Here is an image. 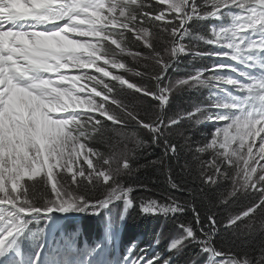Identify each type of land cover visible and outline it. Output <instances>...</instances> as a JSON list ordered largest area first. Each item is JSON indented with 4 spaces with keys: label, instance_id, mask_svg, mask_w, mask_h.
Returning <instances> with one entry per match:
<instances>
[{
    "label": "snow or ice",
    "instance_id": "1",
    "mask_svg": "<svg viewBox=\"0 0 264 264\" xmlns=\"http://www.w3.org/2000/svg\"><path fill=\"white\" fill-rule=\"evenodd\" d=\"M156 3L165 5L166 9H154L146 0H0V206H4L0 207V257L12 249L26 230V216L103 209L116 201L133 206L130 197L133 188L125 186L120 177L135 171L131 164L135 150L113 148L102 153L90 144L93 139L103 140L109 128L97 119V114L115 126L112 131L117 136H126L123 130L134 121L152 134L154 142L162 139L165 155L174 156L180 149L171 142L166 130L168 134L177 132L181 120H211L216 128L210 140L203 146H189L194 154L209 149L214 153L210 160L200 163L201 190L204 191V186L219 189L222 180H230L232 190L227 195L220 193L221 203H228V198L237 197L240 191L247 193L251 189L258 193V199H253L241 213L228 217L229 225L253 216L257 210L264 211V77L257 79L243 72L239 73L241 80L217 76L215 73L222 70L237 69L233 64H214L208 69L212 76L203 78V72L198 71L176 84L217 89L228 85L239 95L226 93L230 95L229 103L195 107L168 117L166 122L162 116L149 122L112 95L115 89L103 79L86 71L76 75L63 71L70 67L92 68L103 77H111L159 101L163 109L175 85L162 84L172 61L164 60L155 47L154 27L171 38V47L166 51L172 58L181 54L208 55L264 73V63L252 58L253 53L264 52V0L199 3L198 0H156ZM226 12L231 14L226 17ZM196 20L227 23L220 28L210 27L205 37L187 27ZM125 32L132 33L145 48L151 49L161 66L160 72L153 76L155 90L128 83L122 76L105 70L103 65L125 67L109 57L105 47L107 41L120 53L126 52ZM186 38L229 51H197L183 43ZM85 89L87 93L81 97L79 94L85 93ZM95 97H100V102ZM108 103L115 105V109L106 107ZM133 137L136 148L144 147L143 140L135 134ZM123 147L126 149L127 145ZM45 168L43 182L51 185V195L43 204H37L32 195L35 186H26L23 181L33 180ZM172 187L177 185L173 182ZM98 190L103 191V198H96ZM140 208L145 214L184 211L175 200L166 205H158L156 200L144 201ZM193 216L199 226L201 214L195 208ZM218 226L211 212L207 224L200 227L201 235H197L192 225L178 223L182 236L170 250L188 241L198 244L211 257L212 264H253L247 255L238 259L214 246L212 237ZM259 264H264V259Z\"/></svg>",
    "mask_w": 264,
    "mask_h": 264
},
{
    "label": "trees",
    "instance_id": "2",
    "mask_svg": "<svg viewBox=\"0 0 264 264\" xmlns=\"http://www.w3.org/2000/svg\"><path fill=\"white\" fill-rule=\"evenodd\" d=\"M199 2H202V0H198V3ZM146 3L153 5L154 9L165 8L163 5L160 7V4L152 0H146ZM210 24L211 22L208 20H196L190 22L188 28H190L193 33H198L207 37ZM152 31L156 34L153 43L161 52L163 59L167 61L170 56L167 54L166 49H170L171 38L168 37L166 33H160L159 30L154 27ZM123 43L127 51L125 52L126 57L124 59V73H121V76L125 77L129 83L154 90L153 76L160 72V68L155 58L152 56L151 49L145 48L140 41L135 39L132 33L128 32L124 34ZM183 43L194 46L197 51H213L210 45L199 40L186 38ZM105 47L108 50V56H119L120 52L114 45L110 44V42L106 41ZM100 63L102 64V61ZM179 68L186 69L184 64ZM113 70L114 68H111V71ZM137 73H140V75H137ZM105 82L113 88L116 87V84L110 80H105ZM185 92L187 93V90ZM136 93L137 92L133 89L118 87L117 92H113L112 95L120 99L123 104L127 105L128 108L133 110L139 117L146 116L154 120L157 115H159L158 104L154 103L155 110L144 107L142 105L150 104V101L140 102L138 97H134ZM107 106L109 109H115V106L110 103H108ZM121 115L123 116L124 114L121 113ZM100 120L103 121L102 118ZM145 120L150 121L149 119ZM132 122L133 121H130V126L133 124ZM112 128L113 126L109 125L103 142L100 143L98 140H94L89 143L94 145L96 149L102 153H108L113 148L132 152L133 148L130 147L128 141L122 140L123 136H116ZM180 128L187 130L185 127ZM127 130V128L124 130V132H126V137L128 133ZM142 135L143 140L150 143V137L146 136L145 133ZM166 135H169L171 142L176 143L180 149L175 156L171 153L165 155L159 149L160 147L157 148V146L153 144H150V149H146L147 145H144V147L135 150V154L131 157V164L135 171L131 175L120 177L122 182L125 181V184L132 185V187L136 189H141L135 191L131 195L132 201L137 208L136 210L134 209L133 212V219L135 225H137V229L139 230L141 228L140 224H142L144 226L143 230H145L148 228L149 224L158 225L163 219V215L152 221L141 219L142 216L138 210L141 202L156 200L158 205H166L170 204L167 199L175 200L185 205L186 209H184L185 213L182 215L172 216L174 214H168L170 228H178V223L192 225L197 233V225L190 206L200 212L202 226L207 224V216L209 212H211L215 214L219 225V232L214 240L215 246L227 253L236 255L238 259L247 255V257L252 260L253 264H259V261L264 259V211L257 210L253 216L246 217L243 221L232 227H226L228 217L241 213L253 199H258V193H239L237 197L228 198V203H221L219 199L220 193L227 195V193L231 191L232 185L226 182V180H222L219 189H208L207 186H204V191H202L201 181L198 178L200 163L210 160L214 155L213 151L209 149L204 153L194 154L193 151L189 150L190 145L198 144L203 146L207 141H201L199 135L194 132L191 134L194 135L191 139H187V136L190 135L181 137L180 134L176 132L168 134L166 131ZM105 143H107V146H105ZM125 144L127 145L126 149L123 147ZM158 144V146L163 147L162 140L158 142ZM153 161L162 162L153 164ZM81 164L87 168V165L83 164V160H81ZM56 171L59 170L57 169ZM169 177H171L172 181L181 191L171 186ZM43 181V179L35 177L33 180H26L25 183L26 186H35L32 189V195L34 202L37 204H43L45 199L51 195V187L45 185ZM103 196V191L98 190L96 198H103ZM249 197L252 199H249Z\"/></svg>",
    "mask_w": 264,
    "mask_h": 264
},
{
    "label": "rangeland",
    "instance_id": "3",
    "mask_svg": "<svg viewBox=\"0 0 264 264\" xmlns=\"http://www.w3.org/2000/svg\"><path fill=\"white\" fill-rule=\"evenodd\" d=\"M152 1H154V2H156V0H152ZM162 5L160 4V7H161ZM165 8L164 9H166V6L165 5H163ZM70 38H76V39H80V40H82V41H84V40H89V39H91V38H88V37H71L70 36ZM114 47L116 48V46L114 45ZM117 49V48H116ZM118 51H119V49H117ZM258 53L259 52H255V53H253V56H254V58H255V60L257 61V58H258ZM167 54H168V52H167ZM179 56H181V55H179ZM110 57H112V55L110 56ZM125 52L124 53H119V56H113L112 58H115L119 63H123L124 65H125V62H124V59H125ZM122 58V59H121ZM121 59V60H120ZM120 60V61H119ZM159 65V64H158ZM104 67H105V70H107V71H109L110 73H111V75H120L121 73H124V68H118V67H113V66H111V65H103ZM114 68V69H116V70H113L112 72L109 70L110 68ZM159 68L161 69V66L159 65ZM119 69H121V70H119ZM84 70H87V69H83V70H80V69H75V68H68V69H64L63 71H66V72H68V73H71V72H81V71H84ZM117 70H119V71H117ZM90 71H93V73H95L96 74V76H98L99 78H101V79H103L104 81L106 80V79H108V80H110L111 82H113L114 84H116V87H114V89H115V91H114V93H116L117 92V88L118 87H124V86H126L127 87V84H124V85H121L118 81H115V80H112L111 79V77H103L101 74H99V73H96L95 72V70L94 69H92V68H90ZM89 71V72H90ZM121 76V75H120ZM187 76L188 75H172V76H170L169 78H166L165 80H164V82L162 83L163 85H168V84H172V85H175V87H174V89H173V91L171 92V93H169V99H168V103L163 107V109H161V107H160V104H159V101H157V100H154L152 97H146V98H144L145 96H143V94L141 93V92H137L135 95H134V97H138V100L140 101V102H146V101H150V104H147V105H145V104H143L142 106H144V107H147V108H152L153 110H155V105H154V103H157L158 104V111H159V115H157V117L154 119V120H157V118L158 117H160V116H162L163 118H164V120H165V122L167 121V119H168V117H170V116H175V115H177L178 113H182V112H185V111H191L196 105L195 104H190V102L188 101V99L185 97V91L187 90H191V89H202L205 93L207 92V89H208V86H197V87H195V88H189V87H187V86H182V85H177L176 84V82L178 81V80H181V79H184V78H187ZM155 81V80H154ZM81 82V81H80ZM79 82V83H80ZM89 87H91V85H89ZM130 89V88H129ZM87 93V89H85V93H80V95H81V97L82 96H84L85 94ZM204 98V97H203ZM202 98V99H203ZM95 99H96V101H97V99L100 101L101 100V98L100 97H95ZM142 99V100H141ZM113 106H115V105H113ZM174 109V110H173ZM79 109H77V111H78ZM154 112V111H153ZM57 114H62V113H57ZM142 118H144V119H152L151 117H146V116H142ZM153 120V119H152ZM152 120H150V121H152ZM149 121V122H150ZM197 121H195V120H181V122H180V124H181V127H185V128H187V130L186 129H182V128H180L176 133H178V134H180V136L181 137H185V136H187V135H190V136H187V139H191V138H193V136L194 135H191L192 134V132H193V128H192V125H194L195 123H196ZM133 124L131 125V126H129V127H127V131H128V133H127V137L126 136H123V138H122V140H126V141H128V143H129V145H130V147H132L133 148V150H137L138 148H136V145H135V138L133 137V134H135V137H138L139 139H141V140H143V133H145L146 134V136H149L150 137V139H151V141H150V143L149 142H146L145 140H143V141H145V144L144 145H147V148L146 149H150L151 148V145L153 144L154 146H157V148L158 147H160L159 149L161 150V152L162 153H164L165 154V149L163 148V147H161V146H158L159 144H158V142H154L153 141V139H152V134L151 133H149L148 132V130L147 129H143V128H141V127H139L138 125H136V123L133 121L132 122ZM126 129V128H125ZM124 129V130H125ZM123 130V131H124ZM167 131V130H166ZM126 133V132H125ZM117 136V135H116ZM162 140V139H161ZM151 144V145H150ZM105 146H107V143H105ZM112 150V149H111ZM110 150V151H111ZM46 171H47V169L45 168L44 169V171L40 174V175H38V177L40 178V179H45V173H46ZM56 171V170H55ZM223 181H225V180H223ZM125 181H123V184L125 185V186H127V187H132V185H129V184H125L124 183ZM169 182L171 183V186H172V183H173V181H172V179H171V181L169 180ZM226 182H228L229 184H231L232 185V183H231V181L230 180H226ZM133 188V187H132ZM176 188V190H179V191H181L180 189H178L177 187H175ZM137 190H141L140 188H138V189H136V188H133V191L130 193V195L131 194H133L135 191H137ZM231 190H232V187H231ZM254 191H252L251 189H249V191L247 192V193H253ZM247 194V193H245V192H243V191H240V192H238L237 193V195L238 194ZM256 193V192H255ZM254 194V193H253ZM230 198V197H229ZM232 199V198H231ZM168 200V199H167ZM243 211V210H242ZM241 211V212H242ZM192 213H193V211H192ZM182 214H184L183 212H179V213H176V215H182ZM150 215V216H149ZM234 215H237V214H234ZM234 215H232V216H234ZM152 216H154V217H156L155 216V214H152V213H148V214H146L145 215V217H152ZM245 218V217H244ZM244 218H242L241 220H239V221H237L236 222V224L238 223V222H241V221H243L244 220ZM228 222V221H227ZM235 225V224H234ZM229 226V224L227 223V227ZM164 227H165V231H166V233H168V232H170L171 230H172V228H170V226H169V223H168V221H166L165 222V224H164ZM200 227H203L202 226V219H201V224L199 225V226H197V235H201L200 234ZM205 231H208V229L206 228L205 229ZM219 231L217 230V232L216 233H218ZM182 236V232H180V235H179V240H180V237ZM215 236H213L212 237V241H214L215 240ZM185 242H187V241H184V243Z\"/></svg>",
    "mask_w": 264,
    "mask_h": 264
}]
</instances>
